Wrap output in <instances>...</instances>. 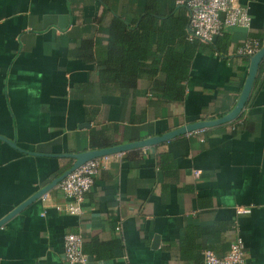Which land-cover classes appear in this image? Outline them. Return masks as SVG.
<instances>
[{
    "label": "crops",
    "instance_id": "obj_1",
    "mask_svg": "<svg viewBox=\"0 0 264 264\" xmlns=\"http://www.w3.org/2000/svg\"><path fill=\"white\" fill-rule=\"evenodd\" d=\"M150 1L109 0L104 17L100 0H0V136L17 145L0 139V220L72 165L71 158L49 155L91 149L98 132L112 146L234 107L250 64L238 50L248 38H264V0H235L248 9L250 28H227L225 53L195 54L180 102L162 100L145 73L126 95L99 85L97 63L72 54L86 40L97 54L114 15L141 13ZM161 2L172 15L156 22L164 25L166 48L186 54L188 0ZM48 15L58 23L68 16V26H45ZM260 66L242 113L247 127L234 132L231 122L113 154L80 216L58 209L65 197L56 185L0 227V264H63L69 232L83 234L93 264H204L205 250L224 256L236 235L244 240L245 264H264V60ZM164 152L174 166L161 167ZM214 221H233L235 229L198 238L184 251L186 225ZM94 242L110 256L90 254Z\"/></svg>",
    "mask_w": 264,
    "mask_h": 264
},
{
    "label": "trees",
    "instance_id": "obj_2",
    "mask_svg": "<svg viewBox=\"0 0 264 264\" xmlns=\"http://www.w3.org/2000/svg\"><path fill=\"white\" fill-rule=\"evenodd\" d=\"M100 1L104 8L102 13L104 16L111 11L109 0ZM161 4V0H151L141 13L115 14L111 24L105 30L108 34L107 46L102 47L101 51H97V54H95L93 44L86 40L82 41L80 46L73 50L72 54L85 61H95L99 68V85H111L120 94L126 95L129 91L135 90L138 79L145 73L153 81L151 90L162 100L170 103L183 101L186 93L185 82L189 77L191 59L200 50L211 49L218 53H225L229 41L224 32V34L218 36L210 43L192 40L191 45H187L186 54L175 52L172 47L167 49L168 41L165 37H162L161 33H163L164 29L163 23L167 22L164 20L172 17V15L159 8ZM155 5L159 8L156 14L153 11V6ZM158 19H162L163 22L159 28L156 26ZM156 34L160 36V39L154 42L153 38ZM186 35L188 36V34ZM252 38L258 39L260 44L264 45V38ZM155 43L156 49H154ZM241 57L250 60L248 56L242 55ZM239 96L240 92H237L236 98L238 99ZM225 114L220 113L217 117ZM247 122L248 119L245 118L244 114H241L232 122L234 132L247 127ZM91 145V149L109 147L111 145L110 138L104 135L103 132H98L96 138L91 141ZM160 164L164 169L169 165L174 166L169 152L161 154ZM70 166L71 162L65 170L70 168ZM171 172L177 175L175 171L171 170ZM233 229H235V222L233 221H214L199 226L186 225L184 251L189 250V245L198 238L205 236L216 238L222 233H227ZM104 245L103 243L94 242L92 244L93 251H90V254L95 253L100 258L109 257L110 254L107 252L109 248ZM84 250L87 254L89 253L85 246ZM121 252L120 248L117 253L120 254ZM182 257L187 259L185 254Z\"/></svg>",
    "mask_w": 264,
    "mask_h": 264
},
{
    "label": "built area",
    "instance_id": "obj_3",
    "mask_svg": "<svg viewBox=\"0 0 264 264\" xmlns=\"http://www.w3.org/2000/svg\"><path fill=\"white\" fill-rule=\"evenodd\" d=\"M188 9L189 38L202 43L212 42L224 34L227 28H250L252 22L248 9L238 5L235 0H188ZM263 46L258 39L248 38L238 51L241 55L251 58ZM113 157L114 155H106L87 161L61 181L58 188L65 201L58 205V209L71 215H82L86 195L101 170ZM239 212L248 210L240 209ZM84 243L81 232L67 233L64 237L63 264H88L89 256L84 250ZM245 259L244 240L237 235L224 256H219L212 250L204 251V264H245Z\"/></svg>",
    "mask_w": 264,
    "mask_h": 264
},
{
    "label": "water",
    "instance_id": "obj_4",
    "mask_svg": "<svg viewBox=\"0 0 264 264\" xmlns=\"http://www.w3.org/2000/svg\"><path fill=\"white\" fill-rule=\"evenodd\" d=\"M68 19H69L68 16L60 17V22L58 23L56 22L55 16L51 17L48 15L44 17V24L45 26L47 24H54V25H57L60 29H65L68 26ZM263 60H264V46L250 58L248 74H247V77L245 79L240 96L236 104L228 113H226L225 115L221 117L211 119V120H201V121L188 123L177 129L164 133L162 135H155V136H151V137H147L144 139H139V140H135L131 142L119 143V144H115L109 147L88 149V150H84L81 152L49 155V156H54V157L71 158L73 160L72 165L70 166V168L65 170L61 175L57 176L47 186H44L42 189L37 191L31 198H29L28 200L20 204L18 207H16L14 210H12L9 214L4 216L0 220V227L4 225L11 217H13L18 212H20L24 207L31 204L33 201L37 200L38 198H41L45 193H47L49 190H51L56 185H58L61 181H63L71 172L76 170L78 167H80L82 164L86 163L87 161H90V160H93L99 157H103L106 155H113V154H120V153L128 152V151L138 149V148L156 146V145L171 141L180 136H184V135H187V134H190L196 131H200V130H205L208 128L222 126V125L235 121L243 113L244 108L251 96V93H252V90H253V87L256 82V78H257V75L260 69V65ZM0 139L5 140L11 146L17 148L15 141L8 140L7 138H4L2 136H0ZM19 150L30 153V154L44 155V154H38L34 152H28L27 150H23V149H19ZM46 155L48 156V154ZM88 259H89L88 264H93V258L89 256Z\"/></svg>",
    "mask_w": 264,
    "mask_h": 264
}]
</instances>
